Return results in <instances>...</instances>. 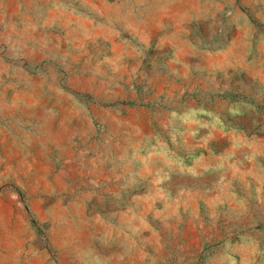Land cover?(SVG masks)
I'll list each match as a JSON object with an SVG mask.
<instances>
[{"label": "rangeland", "instance_id": "1", "mask_svg": "<svg viewBox=\"0 0 264 264\" xmlns=\"http://www.w3.org/2000/svg\"><path fill=\"white\" fill-rule=\"evenodd\" d=\"M0 264H264V0H0Z\"/></svg>", "mask_w": 264, "mask_h": 264}]
</instances>
